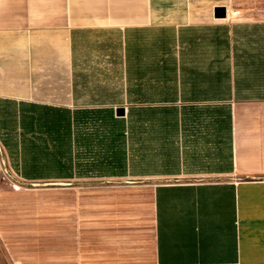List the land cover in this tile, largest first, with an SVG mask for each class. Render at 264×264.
I'll use <instances>...</instances> for the list:
<instances>
[{
    "label": "crops",
    "instance_id": "1",
    "mask_svg": "<svg viewBox=\"0 0 264 264\" xmlns=\"http://www.w3.org/2000/svg\"><path fill=\"white\" fill-rule=\"evenodd\" d=\"M0 142L14 264H264V0H0Z\"/></svg>",
    "mask_w": 264,
    "mask_h": 264
},
{
    "label": "rangeland",
    "instance_id": "2",
    "mask_svg": "<svg viewBox=\"0 0 264 264\" xmlns=\"http://www.w3.org/2000/svg\"><path fill=\"white\" fill-rule=\"evenodd\" d=\"M9 168V162H8V157L4 151V147L0 142V189L3 188L5 189L6 187H9L12 183L14 184V187L16 188L17 186H20V188H40L43 186V183H40L38 185L40 186H35L32 185V183L28 182H22L19 176H17L13 171L7 170ZM44 187V186H43ZM0 264H14L11 261V258L8 256L6 250H4V247L0 241Z\"/></svg>",
    "mask_w": 264,
    "mask_h": 264
},
{
    "label": "water",
    "instance_id": "3",
    "mask_svg": "<svg viewBox=\"0 0 264 264\" xmlns=\"http://www.w3.org/2000/svg\"><path fill=\"white\" fill-rule=\"evenodd\" d=\"M227 11L225 8H217L215 10V17L219 19L226 18ZM124 114V109H118L117 115L122 116Z\"/></svg>",
    "mask_w": 264,
    "mask_h": 264
}]
</instances>
